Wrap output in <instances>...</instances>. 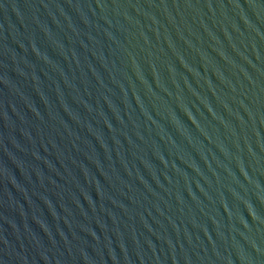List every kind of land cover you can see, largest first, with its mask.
<instances>
[{"label": "water", "instance_id": "water-1", "mask_svg": "<svg viewBox=\"0 0 264 264\" xmlns=\"http://www.w3.org/2000/svg\"><path fill=\"white\" fill-rule=\"evenodd\" d=\"M0 264H264V0H0Z\"/></svg>", "mask_w": 264, "mask_h": 264}]
</instances>
